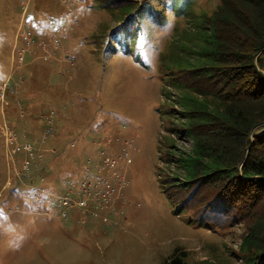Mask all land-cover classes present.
I'll use <instances>...</instances> for the list:
<instances>
[{"label":"rangeland","instance_id":"1","mask_svg":"<svg viewBox=\"0 0 264 264\" xmlns=\"http://www.w3.org/2000/svg\"><path fill=\"white\" fill-rule=\"evenodd\" d=\"M168 2L141 0L122 25L118 13L95 0H0V264H163L177 246L193 260L216 261L215 255L228 258L224 243L238 246L240 225L236 234H200L165 183L161 166L178 170L165 159L189 152L192 141L167 129L184 118L181 93L165 67L178 64V53L173 62L164 55L175 46L185 50L200 29L192 10H209L218 0H195L183 10L169 5L161 24L158 11ZM23 17L32 24L30 41L19 37ZM46 29L59 30L65 52ZM41 41L51 57H44ZM47 108L57 114L53 134L40 150L14 151L16 140L8 136L37 142ZM29 113L35 136L25 125ZM173 138L176 148L168 152ZM126 146L127 183L116 211L104 207L100 193L94 214L74 207L62 218L59 195L82 177L104 176L97 171L103 157H118ZM45 158L50 168H42Z\"/></svg>","mask_w":264,"mask_h":264},{"label":"trees","instance_id":"2","mask_svg":"<svg viewBox=\"0 0 264 264\" xmlns=\"http://www.w3.org/2000/svg\"><path fill=\"white\" fill-rule=\"evenodd\" d=\"M95 1L118 13L125 25L141 0ZM194 1L169 0L158 11L160 20L165 7L191 9ZM192 12L200 29L188 37L185 50L175 46L164 55L173 62L178 53V64L165 67L181 93L184 118L167 129L192 145L189 152L165 159L168 165L176 162L177 172L161 169L178 211L188 214L200 234H236L240 225V242L236 248L224 243L228 258L215 255L216 261L193 260L177 246L163 264H264V0H218L209 10ZM28 117L25 125L34 135V116ZM18 125L23 126L20 118ZM173 140L168 152L176 148ZM42 162V168L51 167L49 159ZM211 249L216 251L214 245Z\"/></svg>","mask_w":264,"mask_h":264},{"label":"built area","instance_id":"3","mask_svg":"<svg viewBox=\"0 0 264 264\" xmlns=\"http://www.w3.org/2000/svg\"><path fill=\"white\" fill-rule=\"evenodd\" d=\"M26 25L31 26L32 24L30 21H26V17H23L21 25L18 30L19 37L21 36L26 40L30 41L33 31L30 27L26 28ZM58 32L59 30L57 31L47 30V36L51 40H53L52 41L53 44H55L59 48H62V50L65 52V49L63 48V44L61 43L60 34ZM39 44L41 46L40 49L43 50L44 52L43 54L44 57L46 58L51 57L52 53L49 51V48L47 47V42L41 41ZM5 84L3 86H5ZM21 111H22L21 114H23V110ZM41 118L46 127L43 132V135L40 137V139L37 142L26 141L20 144L17 141L16 135L13 134L14 140H11L8 136V139L10 141L13 142L16 140L15 142L17 145L14 147L13 149L14 151L23 148L26 150V152H32L35 146L36 149L38 150L41 149V147H38L39 144L40 146H42L46 142L47 137L50 134H53V130L56 126L57 114L54 109L47 108L41 113ZM49 150L52 153L57 151L56 148L54 147L49 148ZM32 156L38 159H42L43 157L42 154L39 152L38 153L33 152ZM129 157H130V148L128 146L125 147L124 153L118 157L104 156L103 164L97 168V171H99V173L105 174L104 176L93 177V175L90 174L85 177H82L78 180V186L75 189H69L67 192L59 195V202L63 205V208L60 211V216L62 218L68 219L69 211L74 207L83 208L84 210L90 211L94 214L99 206L98 197L100 193H102L103 195L102 204L104 205V207L112 211H116L115 203L120 198H123V188L127 183L126 181H124L125 179L124 163L129 159ZM24 164H25L24 168L29 169L30 159L27 158L24 161ZM42 180H45L44 176L42 177ZM37 188H39L41 191H46L45 187L43 186H37ZM122 227L124 229H127L126 225L124 224H122Z\"/></svg>","mask_w":264,"mask_h":264},{"label":"bare ground","instance_id":"4","mask_svg":"<svg viewBox=\"0 0 264 264\" xmlns=\"http://www.w3.org/2000/svg\"><path fill=\"white\" fill-rule=\"evenodd\" d=\"M46 31H47V29H46Z\"/></svg>","mask_w":264,"mask_h":264}]
</instances>
